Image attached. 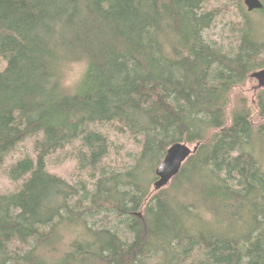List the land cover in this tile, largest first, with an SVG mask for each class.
Segmentation results:
<instances>
[{"label": "trees", "instance_id": "trees-1", "mask_svg": "<svg viewBox=\"0 0 264 264\" xmlns=\"http://www.w3.org/2000/svg\"><path fill=\"white\" fill-rule=\"evenodd\" d=\"M261 1L0 0V264H264V88L228 121L264 68ZM81 54L67 95L54 69ZM175 142L199 147L152 193Z\"/></svg>", "mask_w": 264, "mask_h": 264}, {"label": "rangeland", "instance_id": "rangeland-1", "mask_svg": "<svg viewBox=\"0 0 264 264\" xmlns=\"http://www.w3.org/2000/svg\"><path fill=\"white\" fill-rule=\"evenodd\" d=\"M231 20H233V18L231 19L230 15L226 16L222 21H219L218 23H216L211 29L206 30L205 36L211 37L213 39L221 40L223 35H226V33L229 29V23H232ZM2 65H3V60L0 59V68L2 67ZM260 90L261 89L258 88L257 79L252 78L250 76L243 85L234 87L232 92H231V95H230L231 101H230V105L228 107V121H230L231 111L234 108V106L238 100H241V98H245L247 100L248 104L250 105L254 102V100H255V98H256V96ZM119 139H122V137H119ZM30 144H31L30 141H26V142L22 143L16 151H14L13 153H11L9 155V157L7 158V161H6L5 165H3V167H5L7 164L12 163L14 160H16V158L23 155L24 152L27 151L28 147H30ZM129 147L132 148V145L130 144V146L127 147L125 144V148L128 151H129ZM72 166H73L72 163H68L67 165H65L63 167H59V168H56V170L55 169L54 170L57 171L58 173L62 174V175H65L68 173L69 169L72 168ZM10 188H11L10 184L2 175V169L0 168V190H10ZM154 191H155V189L153 187L152 193Z\"/></svg>", "mask_w": 264, "mask_h": 264}, {"label": "water", "instance_id": "water-1", "mask_svg": "<svg viewBox=\"0 0 264 264\" xmlns=\"http://www.w3.org/2000/svg\"><path fill=\"white\" fill-rule=\"evenodd\" d=\"M248 11L259 10L263 8L261 0H244ZM250 77L257 79L258 88H264V68L253 72ZM199 147V143L189 145L185 142H175L166 151L163 160L156 168L157 180L154 183V189L165 188L171 180L180 172L186 160L194 154Z\"/></svg>", "mask_w": 264, "mask_h": 264}, {"label": "clouds", "instance_id": "clouds-1", "mask_svg": "<svg viewBox=\"0 0 264 264\" xmlns=\"http://www.w3.org/2000/svg\"><path fill=\"white\" fill-rule=\"evenodd\" d=\"M90 63L86 54L61 58L54 69L59 90L67 95H75L87 79ZM69 242L70 237L67 236L62 241Z\"/></svg>", "mask_w": 264, "mask_h": 264}, {"label": "bare ground", "instance_id": "bare-ground-1", "mask_svg": "<svg viewBox=\"0 0 264 264\" xmlns=\"http://www.w3.org/2000/svg\"><path fill=\"white\" fill-rule=\"evenodd\" d=\"M166 55H167V54H166ZM166 55H165V56H166ZM257 146H258V145H257Z\"/></svg>", "mask_w": 264, "mask_h": 264}]
</instances>
